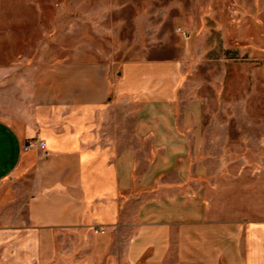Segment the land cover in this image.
Masks as SVG:
<instances>
[{
	"label": "crops",
	"instance_id": "obj_1",
	"mask_svg": "<svg viewBox=\"0 0 264 264\" xmlns=\"http://www.w3.org/2000/svg\"><path fill=\"white\" fill-rule=\"evenodd\" d=\"M58 1L0 10L1 81L22 90L0 116V264H264V219L219 215L197 179L179 62L59 51Z\"/></svg>",
	"mask_w": 264,
	"mask_h": 264
},
{
	"label": "rangeland",
	"instance_id": "obj_2",
	"mask_svg": "<svg viewBox=\"0 0 264 264\" xmlns=\"http://www.w3.org/2000/svg\"><path fill=\"white\" fill-rule=\"evenodd\" d=\"M11 2L0 0V10ZM57 7L59 51L73 46L74 55L116 64L179 62V104L201 108L189 155L203 172L207 202L219 215L264 219V0H59ZM21 92L0 77V116L17 108Z\"/></svg>",
	"mask_w": 264,
	"mask_h": 264
},
{
	"label": "built area",
	"instance_id": "obj_3",
	"mask_svg": "<svg viewBox=\"0 0 264 264\" xmlns=\"http://www.w3.org/2000/svg\"><path fill=\"white\" fill-rule=\"evenodd\" d=\"M38 144L41 148H44V142L42 140H38ZM26 148H28V146H26ZM95 232H105V229H95Z\"/></svg>",
	"mask_w": 264,
	"mask_h": 264
}]
</instances>
